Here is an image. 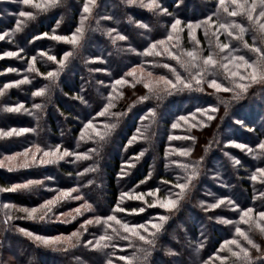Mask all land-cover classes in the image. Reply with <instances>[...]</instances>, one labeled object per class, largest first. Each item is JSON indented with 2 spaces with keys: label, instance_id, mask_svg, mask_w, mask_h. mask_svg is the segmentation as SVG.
I'll list each match as a JSON object with an SVG mask.
<instances>
[{
  "label": "trees",
  "instance_id": "1",
  "mask_svg": "<svg viewBox=\"0 0 264 264\" xmlns=\"http://www.w3.org/2000/svg\"><path fill=\"white\" fill-rule=\"evenodd\" d=\"M155 3L0 0V264H264V0Z\"/></svg>",
  "mask_w": 264,
  "mask_h": 264
},
{
  "label": "snow or ice",
  "instance_id": "2",
  "mask_svg": "<svg viewBox=\"0 0 264 264\" xmlns=\"http://www.w3.org/2000/svg\"><path fill=\"white\" fill-rule=\"evenodd\" d=\"M29 2V0H25V3H28ZM57 2V0H51V3L52 4H55ZM91 2H94V0H91ZM152 2H153V6H155V7H159V5L158 4H156L155 3V0H152ZM223 2H224V0H221V3L223 4ZM233 2L235 3L236 2V0H233ZM36 7H39V5H35ZM90 9L86 6L85 7V9H84V11H89ZM20 15L21 16H25V15H30L29 13H24V12H21L20 13ZM230 15H233V16H235V15H237V13L236 12H231L230 13ZM261 15H264V13H261ZM177 24H179L180 22L179 21H177L176 22ZM175 27V26H174ZM221 27H223V25H221ZM261 28L262 29H264V25H261ZM243 30V29H242ZM77 32H81V29L80 28H78L77 30H76ZM121 38H123V37H121ZM71 43H73V44H75L77 41H76V38L75 37H73L72 39H71V41H70ZM226 47V46H225ZM8 55H14V53H8ZM188 55L189 56H192L193 55V53H188ZM241 59H243V57H241ZM205 63H213V61H212V59H211V57H209L207 60H205ZM253 79H255V77H253ZM213 86H216V85H213ZM218 87V86H217ZM37 95H40V93H36ZM10 110H13V111H16V110H19V109H10ZM12 133H5V135H11ZM262 147H264V146H262ZM46 155H47V153H46ZM26 187H28V185H18V186H16V188H26ZM181 187H183V186H181ZM16 188H11V189H7V191H15L16 190ZM49 203H51V202H49ZM170 204H172L173 206H174V203L175 202H169ZM161 206H164V205H161ZM25 211H27V210H25ZM35 210H33V212H34ZM248 213H245V215H247ZM260 216H261V218L262 219H264V213H261L260 214ZM109 220H113V219H115V217H109L108 218ZM161 219H163V217L161 218ZM89 223H91V222H89ZM117 223H119V221H117ZM125 227V231H128L129 229H128V227H127V225H125L124 226ZM154 227H155V225H154ZM262 231H264V229H261ZM238 232H239V230H238ZM240 235H244L243 233H239ZM28 235H31V233H28ZM73 235H77L76 233H74ZM37 241H40V242H42L43 244H45V245H48V244H50V243H59V242H61L60 241V238H55V239H52V240H49V239H46V238H44V237H41V236H36V237H34ZM245 238H247V237H245ZM68 240H70L71 238L69 237V238H67ZM140 239H143V237H140ZM233 243H235V241H233ZM254 247H255V245H254Z\"/></svg>",
  "mask_w": 264,
  "mask_h": 264
},
{
  "label": "rangeland",
  "instance_id": "3",
  "mask_svg": "<svg viewBox=\"0 0 264 264\" xmlns=\"http://www.w3.org/2000/svg\"><path fill=\"white\" fill-rule=\"evenodd\" d=\"M17 253V251H15Z\"/></svg>",
  "mask_w": 264,
  "mask_h": 264
}]
</instances>
